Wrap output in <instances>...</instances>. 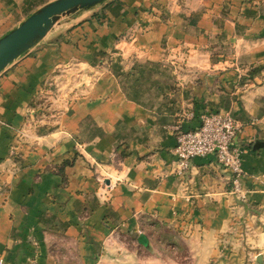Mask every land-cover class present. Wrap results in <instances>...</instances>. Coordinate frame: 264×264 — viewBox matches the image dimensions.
<instances>
[{
    "label": "crops",
    "instance_id": "obj_1",
    "mask_svg": "<svg viewBox=\"0 0 264 264\" xmlns=\"http://www.w3.org/2000/svg\"><path fill=\"white\" fill-rule=\"evenodd\" d=\"M48 1L0 0V36ZM60 27L0 72V264H264V0H104ZM76 68L82 101L40 112ZM203 112L238 124L242 200L210 154L177 171L171 127Z\"/></svg>",
    "mask_w": 264,
    "mask_h": 264
},
{
    "label": "built area",
    "instance_id": "obj_2",
    "mask_svg": "<svg viewBox=\"0 0 264 264\" xmlns=\"http://www.w3.org/2000/svg\"><path fill=\"white\" fill-rule=\"evenodd\" d=\"M238 124L224 113L203 112L199 115L198 124L183 130L173 124L175 145L172 153L175 156L177 171L188 166L190 158L210 154L217 164L230 174V190L236 198L242 200L244 192L240 188L241 151L233 144V137ZM1 263V260H0Z\"/></svg>",
    "mask_w": 264,
    "mask_h": 264
},
{
    "label": "water",
    "instance_id": "obj_3",
    "mask_svg": "<svg viewBox=\"0 0 264 264\" xmlns=\"http://www.w3.org/2000/svg\"><path fill=\"white\" fill-rule=\"evenodd\" d=\"M103 1L50 0L36 8L0 36V72L15 58L41 40L61 19L67 20L75 17ZM263 145L264 142H255L254 147L258 148ZM259 258V255L255 257L258 264H260Z\"/></svg>",
    "mask_w": 264,
    "mask_h": 264
},
{
    "label": "rangeland",
    "instance_id": "obj_4",
    "mask_svg": "<svg viewBox=\"0 0 264 264\" xmlns=\"http://www.w3.org/2000/svg\"><path fill=\"white\" fill-rule=\"evenodd\" d=\"M68 21L69 19H61L59 23L55 24L46 35L48 36L53 32L63 30V28H58V26L60 24H66ZM85 71V68L83 70H78V68H76L70 70L65 69L58 72L59 76L52 79L47 85V89L49 90L47 93L48 96H39L37 100H35L34 106L39 108V110H41L40 112H44L47 108L57 110L61 109L63 106H68L71 102H81L84 97L83 90L85 86L87 87L90 83L89 79L84 77L85 74L88 73ZM69 100L71 101L69 102ZM177 254L183 253L178 250ZM186 263L187 259H183L180 260L178 264Z\"/></svg>",
    "mask_w": 264,
    "mask_h": 264
}]
</instances>
